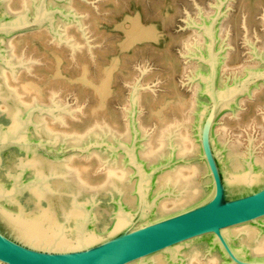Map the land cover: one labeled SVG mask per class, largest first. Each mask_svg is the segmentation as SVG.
Segmentation results:
<instances>
[{
    "label": "bare ground",
    "instance_id": "bare-ground-1",
    "mask_svg": "<svg viewBox=\"0 0 264 264\" xmlns=\"http://www.w3.org/2000/svg\"><path fill=\"white\" fill-rule=\"evenodd\" d=\"M38 1L0 0V18L27 16L33 12ZM47 1V6H57L64 13L67 12L65 16L52 17L51 23L38 28L30 38L0 35V129L18 132L27 139L44 140L52 148L70 144H85L89 148L85 153H70L61 158L19 148L0 150V192L4 193L2 203L18 218L46 234L69 240L76 239L73 235L87 216H90L87 232L96 234L113 224H119L124 219V210L133 211L137 206L135 170L116 143H131L134 138L132 111L128 109L133 108L131 95L136 83L126 98L124 119L119 116V110H110L109 98L122 94L121 88H114L117 74L124 71L127 73L124 78L131 76L130 70L125 71L123 64H120L125 53L134 44L156 40L159 35L156 24L144 23L139 14L128 15L116 26L124 34L117 43L122 57H113L109 62L108 59H102L99 63L94 61L96 70L92 72L91 61L85 56L88 48L78 45L79 30L82 31L84 21L81 17L78 19L76 12L83 5L78 0ZM261 7L264 11V0L243 2V30L240 31L244 34L246 48L250 50L248 59L243 63L230 64L240 62L241 54L239 50L229 47L232 39H227L223 33L224 18L216 27L218 87L221 92L230 89V85L248 71L264 66V43L255 45L249 27L255 19L254 14ZM214 12V8L205 12L200 9L198 14L201 18L197 20L201 22L205 18L208 21ZM261 21L264 25V12ZM207 41L202 30L194 29L192 38L185 42L184 53L191 56L206 53ZM36 43H40V48L36 46L35 50L41 49L53 66L40 78L33 74L36 73V66L31 65L30 69L24 63L26 47H34ZM21 44L27 45L26 49L23 48L25 55ZM19 49L21 53L17 51ZM88 51L91 58L98 60L93 50ZM75 61L76 71L69 70ZM169 64L171 70L166 79L167 87L161 93L143 92L139 81L133 93V97L136 96L138 137L149 132L144 138L136 140V144L142 145L136 147V151L147 170L167 162L166 158L172 153L168 137L176 131L171 135L175 149L170 161L173 163L153 176L151 197L161 189L168 190L169 186L171 190L174 188V193H178L191 183L179 194L159 196L151 210L154 212L151 215L156 217L185 208L211 190V177L206 162L200 159L201 147L197 137L203 104L207 101L204 94L206 84L198 75L207 74L209 66L200 60L188 63L190 70L186 76L192 93L186 94L174 77L178 71L176 59L170 57ZM28 71L31 73H26ZM64 72L70 75L64 76ZM74 86L93 97L87 114L81 111L83 114L78 121L77 113L64 104L63 98H59V94ZM246 103L249 106L244 111ZM228 115L240 116L235 121L236 131L240 129V134H235L226 125ZM214 138L232 176L264 173V80L253 84L224 110L214 128ZM183 156L191 161L181 160ZM229 235L246 256L264 255V219L262 224L245 223L231 227ZM212 237L203 236L200 240L177 246L172 253L160 252L142 263L132 264H221L223 252L212 243Z\"/></svg>",
    "mask_w": 264,
    "mask_h": 264
},
{
    "label": "water",
    "instance_id": "water-1",
    "mask_svg": "<svg viewBox=\"0 0 264 264\" xmlns=\"http://www.w3.org/2000/svg\"><path fill=\"white\" fill-rule=\"evenodd\" d=\"M65 1V0H56ZM229 0H217L215 12L207 21L201 16L191 19L189 25L204 32L208 41L206 53L187 55L191 60H200L208 64V73L198 77L206 84L204 94L207 98L203 104L197 137L201 147L200 159L206 162L211 177V190L195 203L175 212L156 217L151 215L156 199L167 193L179 194L170 189H161L151 197L150 188L153 176L170 162L174 156L171 133V156L167 162L161 163L150 170L139 159L136 147L138 128L135 123V97L138 81L133 86L131 95L133 108L131 126L134 138L131 143L117 141V148L125 152L128 163L134 168L137 177L136 190L138 201L133 211L124 210V219L119 224L111 225L103 232L89 234L87 232L90 216H87L80 229L75 231L76 239L62 240L40 231L2 203L4 193L0 192V264H132L142 263L148 257L172 251L179 245L200 240L203 236L213 235L212 243L223 252L221 264H264V255L246 256L233 242L229 235L231 227L245 224H262L264 219V173L246 174L234 177L226 167L214 138V128L224 110L243 95L249 87L264 80V66L248 71L230 85V89L221 92L218 87L219 58L216 27L226 16L225 7ZM47 0H39L33 12L24 17L0 18V35L15 36L30 30L38 29L51 23L56 15L65 16L57 6H47ZM202 9V8H201ZM200 8H198V13ZM199 18V20H197ZM222 50V48H220ZM219 49V50H220ZM264 64V58H262ZM157 82V81H156ZM155 83V82H154ZM152 83V84H154ZM151 84L145 85L150 87ZM144 87V86H141ZM152 88V87H150ZM19 148L27 151H40L52 157L61 158L70 153H85L89 145H64L52 148L40 139H27L18 132L0 129V150ZM180 160V159H179ZM186 162L184 156L181 158ZM178 161V160H176ZM174 161V162H176ZM180 179V177H179ZM178 179V181H179ZM177 181V183H178ZM29 182V181H28ZM27 182V183H28ZM176 183V184H177ZM125 208V207H124Z\"/></svg>",
    "mask_w": 264,
    "mask_h": 264
},
{
    "label": "rangeland",
    "instance_id": "rangeland-1",
    "mask_svg": "<svg viewBox=\"0 0 264 264\" xmlns=\"http://www.w3.org/2000/svg\"><path fill=\"white\" fill-rule=\"evenodd\" d=\"M244 0H229L228 5L225 7L226 16L223 17L224 21V35L228 39H232L229 44L230 49L239 50L241 60L240 62L230 63L231 65H237L243 63L248 59L250 50L246 48L244 41V34H242L243 25L241 23L242 9ZM82 8L78 9L76 16L81 17L84 23L82 25V31L79 30L78 43L79 47L88 48L86 58L91 61L92 72H95L96 67L94 61H101L102 59H108L111 61L113 57H122L123 53L118 49L117 43L123 38L124 34L122 29H117L116 26L121 21H124L128 15L139 14L142 21L146 24H156L158 30V37L156 40H144L134 44L130 50H128L125 56L120 60V64H123L125 71L130 70V77L124 78L127 75L124 71L117 74L114 81V88H121V96H110L109 107L111 111H118L119 116L123 118V109L125 108V101L130 94L131 87L134 85L138 78L141 76L142 71L138 67L144 70L148 68L140 78V89L143 92H150L153 94L161 93L164 88L167 87V77L170 73L169 58H175L178 63V71L174 77L179 84V88L182 92L190 94V82L187 79L186 73L190 70L188 63L191 59L187 58L185 42L194 34V28L189 25L191 19L198 17V8H202V11H208L209 9H215L217 0H78ZM262 7L254 14V20L250 23V35L254 37L255 45H262L264 43V25L262 24ZM256 15V16H255ZM93 21V24H92ZM261 21V22H260ZM95 23V24H94ZM240 29H242L240 31ZM37 29L30 30L24 33L15 35L18 39L30 38L35 34ZM238 31L239 34H238ZM258 32V34H255ZM261 34L262 37L257 36ZM51 43H53L50 40ZM50 43V44H51ZM40 43L34 44V47L22 45V49H26L27 52L24 63L31 69V65L36 66L33 73L40 78L42 75H46L48 71L52 70V64L47 56L41 51L35 50L36 46L40 48ZM43 46V45H42ZM20 47V49H21ZM26 47V48H25ZM78 47V46H77ZM17 50L20 53L22 50ZM23 49V54L24 53ZM93 50L98 60L91 58L88 50ZM105 52V53H104ZM103 54V55H102ZM248 56V57H247ZM239 61V60H238ZM50 64V65H49ZM108 64V63H107ZM50 66V67H49ZM185 66L183 69L182 67ZM187 67V69H186ZM76 61L72 62L69 70L76 71ZM33 70V69H32ZM28 74V72H26ZM64 76L70 75L69 73L63 74ZM157 81V82H156ZM155 82V83H154ZM154 83V84H152ZM151 84L150 87L145 86ZM144 86V87H141ZM58 95V94H57ZM59 98L65 105L72 107L71 111L77 113L79 116L77 119H81V115L87 114L88 108L93 102V97L89 92H81L78 87H73L70 90H65ZM244 111L248 108L246 103ZM83 111V113H80ZM85 111V112H84ZM146 113V109L143 110ZM79 114V115H78ZM76 116V114H74ZM76 116V117H77ZM230 116V117H229ZM233 117V118H232ZM240 116L228 115L226 117V125L236 134H240V129L236 131V118ZM108 119V118H107ZM228 123V124H227ZM225 124V123H224ZM235 124V125H234ZM234 125L233 127H231ZM235 128V129H234ZM81 154V153H80Z\"/></svg>",
    "mask_w": 264,
    "mask_h": 264
}]
</instances>
